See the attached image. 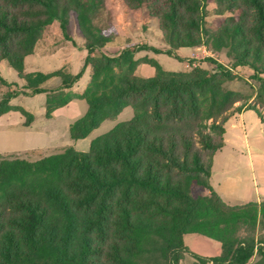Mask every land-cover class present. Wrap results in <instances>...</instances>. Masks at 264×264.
Listing matches in <instances>:
<instances>
[{
  "label": "trees",
  "instance_id": "obj_1",
  "mask_svg": "<svg viewBox=\"0 0 264 264\" xmlns=\"http://www.w3.org/2000/svg\"><path fill=\"white\" fill-rule=\"evenodd\" d=\"M210 1L231 20L213 34L204 26ZM124 2L158 17L171 49L202 41L227 47L234 65L255 70L260 102L241 100L224 88L235 75L212 58L217 71L196 67L188 73H167L151 58L156 74L138 76L135 54L147 44L129 43L117 55L102 51L114 40L96 23L106 0H0V64L14 68L26 93H47V117L74 98L86 100V112L70 124L73 139L88 136L127 106L134 109L130 120L92 139L88 151L71 146L36 160L0 157V264H181L185 255L194 264H247L256 252L264 256L253 235L240 233L254 227L264 202L230 205L210 181L229 117L254 110L264 123V78L257 73V63L264 71V0ZM71 12L88 51L85 65L91 67L81 93L70 88L82 71H25V57L54 20L71 38ZM52 77L61 85L44 87ZM0 84L9 82L0 76ZM19 92H6L0 115L17 110L30 125L34 114L10 102ZM195 184L203 192L194 194ZM187 233L219 241L220 254L193 251L185 243Z\"/></svg>",
  "mask_w": 264,
  "mask_h": 264
},
{
  "label": "rangeland",
  "instance_id": "obj_2",
  "mask_svg": "<svg viewBox=\"0 0 264 264\" xmlns=\"http://www.w3.org/2000/svg\"><path fill=\"white\" fill-rule=\"evenodd\" d=\"M106 1V9L102 16L96 19V23L113 33L114 40L106 44L102 51L109 55H117L129 43L147 44L148 48L141 49L135 54L139 59L135 70L138 76L150 77L156 74V68L149 62L151 58L156 59L167 73H188L196 67H203L210 72L217 71L216 65L211 61L212 58L225 65L235 75L233 79L224 82V88L238 92L241 100L250 98V102H260L257 94L261 91V83L254 75L255 70L245 64L234 65L227 47L215 49L210 42L202 41L198 45L171 49L160 29L158 17L150 15L144 6L131 9L124 0ZM219 9L221 7L216 1L207 3L208 11L204 26L210 34L220 32L222 27L231 24L230 13L225 11L219 14ZM69 24L71 38L65 37L59 20H54L48 25L34 53L25 57V71L53 72L62 67H67L74 74L82 71V76L70 88L74 93H81L90 82L91 67L85 65L88 51L84 38L78 31L73 12L70 13ZM151 46L161 51H155ZM167 50L173 51L169 54ZM257 68L258 75L264 78V71H260V63H257ZM0 76L9 82L8 85L0 84V100L7 91L20 90L10 102L22 105L34 114V121L30 125L24 124L25 117L17 110L0 115V157L12 156L36 160L63 152L71 146L80 151H88L92 139L130 120L134 115V109L127 106L116 117L104 120L88 136L73 139L70 135V124L84 115L88 107L86 100L74 98L66 105L57 108L52 117H47L46 92L26 93L29 91L25 87L24 80L6 61L0 64ZM60 85L61 79L52 77L44 87L51 89ZM239 104L240 102L236 105ZM225 129V145L213 157L211 184L216 189L222 187L226 191L229 190L230 181L225 180L224 171L234 170L239 162L243 166L239 176L244 179L243 181L241 178L243 183L240 187H247L248 182L253 187L251 172L245 165V161L249 159L246 140L253 148L255 146L258 151L264 152V123L256 111L249 110L243 117L238 113L231 115L225 124ZM192 189L194 194L203 192L196 184ZM247 192L254 195V191ZM230 203L236 202L231 200ZM246 228L247 231L242 229L240 233L244 235L247 232L253 235L256 243L264 246V213L258 212L254 227L247 225ZM194 235L189 234L186 238L189 247L200 254L209 252L210 246L205 240L191 241L190 238ZM181 264H194V261L189 255H185L181 259ZM247 264H264V256L256 252Z\"/></svg>",
  "mask_w": 264,
  "mask_h": 264
},
{
  "label": "crops",
  "instance_id": "obj_3",
  "mask_svg": "<svg viewBox=\"0 0 264 264\" xmlns=\"http://www.w3.org/2000/svg\"><path fill=\"white\" fill-rule=\"evenodd\" d=\"M14 105H19V104H14ZM246 111H249V110L244 109L241 112H237V113L240 115V117H243V115L246 113ZM53 114H54V112H53ZM246 146H247L248 152H249V159L247 161H245V165H246V167H249V170L251 172L253 187L249 184V182L247 184V187H243V188L240 187L241 183H243L242 182L243 178L242 177H241L242 179L240 178L239 173H241V167H243V166H241V164L239 162L237 165H235L236 168L238 166L237 169L236 168L234 170L227 169L224 171L225 172V180L228 179L230 181L229 186H228L229 190L226 191V189H224L222 187L220 189H216V188H214V186H212L213 189L222 197V199L230 205H241V204L248 203L250 201H255L258 203L264 202V152L258 151L255 146L253 148L252 145L248 142V140H246ZM243 181H244V179H243ZM248 190L254 191V195L248 194V192H247ZM231 200H235L236 203H234V204L230 203ZM237 202H239V203H237ZM189 234H195L194 237L190 238L191 241L197 242V241L203 239L210 246V247H208L209 252H205V253H201V254L206 255V256H214V255L220 254L221 243L219 241H217L215 239L208 238L207 236H206L207 238H205V237H203L204 235L199 236L201 234H198V233H187L184 236V240H185L186 244H187L186 238Z\"/></svg>",
  "mask_w": 264,
  "mask_h": 264
}]
</instances>
